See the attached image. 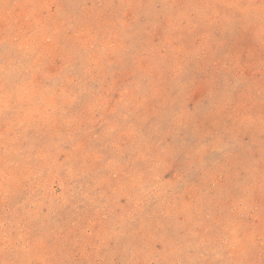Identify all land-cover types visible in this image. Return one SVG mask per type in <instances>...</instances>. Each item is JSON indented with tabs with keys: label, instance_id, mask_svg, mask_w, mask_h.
<instances>
[{
	"label": "rangeland",
	"instance_id": "1",
	"mask_svg": "<svg viewBox=\"0 0 264 264\" xmlns=\"http://www.w3.org/2000/svg\"><path fill=\"white\" fill-rule=\"evenodd\" d=\"M0 264H264V0H0Z\"/></svg>",
	"mask_w": 264,
	"mask_h": 264
}]
</instances>
